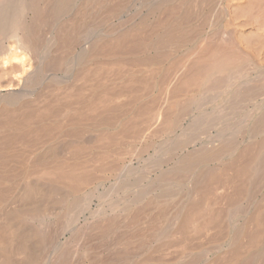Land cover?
Instances as JSON below:
<instances>
[{
  "label": "bare ground",
  "instance_id": "obj_1",
  "mask_svg": "<svg viewBox=\"0 0 264 264\" xmlns=\"http://www.w3.org/2000/svg\"><path fill=\"white\" fill-rule=\"evenodd\" d=\"M0 264H264V0H0Z\"/></svg>",
  "mask_w": 264,
  "mask_h": 264
}]
</instances>
